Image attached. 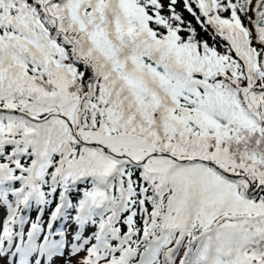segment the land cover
<instances>
[{
	"label": "snow or ice",
	"instance_id": "6c2138e0",
	"mask_svg": "<svg viewBox=\"0 0 264 264\" xmlns=\"http://www.w3.org/2000/svg\"><path fill=\"white\" fill-rule=\"evenodd\" d=\"M0 156L94 178L83 264H264V0H0Z\"/></svg>",
	"mask_w": 264,
	"mask_h": 264
},
{
	"label": "rangeland",
	"instance_id": "374dc122",
	"mask_svg": "<svg viewBox=\"0 0 264 264\" xmlns=\"http://www.w3.org/2000/svg\"><path fill=\"white\" fill-rule=\"evenodd\" d=\"M57 209L51 217L46 218L45 227L40 230L42 224L37 226L30 223L29 207H21L20 212L9 206L5 201L0 204V264H18V255L15 249H4L5 243L11 237H15L17 232L26 233L24 240L25 251L29 255L24 264H83L82 258L85 256L87 248L96 232V224L91 222L84 215V210L77 221L61 224H54L55 216L61 220L66 219V213ZM83 225L84 231L77 239L74 238L79 226ZM35 236V237H34ZM34 237L33 242L31 238ZM65 240L62 241V238ZM21 264V263H20Z\"/></svg>",
	"mask_w": 264,
	"mask_h": 264
},
{
	"label": "trees",
	"instance_id": "16d2710c",
	"mask_svg": "<svg viewBox=\"0 0 264 264\" xmlns=\"http://www.w3.org/2000/svg\"><path fill=\"white\" fill-rule=\"evenodd\" d=\"M13 160L24 161L23 156H9L5 159L0 156V164L7 163L11 169V176L7 172L0 173V203L5 200L10 202L12 207L19 206L21 198L33 190L32 195V215L41 206L43 217H49L54 213L55 207L59 205V200L67 196L68 203L66 209L68 218H77L83 210L84 194L87 188H90L94 181L92 177L73 178L66 177L63 174L55 173V168L46 172L42 177H35L29 173L16 168L12 164ZM27 167V162L23 164ZM121 179L118 172H114L107 178L109 182L115 183ZM34 184V187H33Z\"/></svg>",
	"mask_w": 264,
	"mask_h": 264
}]
</instances>
